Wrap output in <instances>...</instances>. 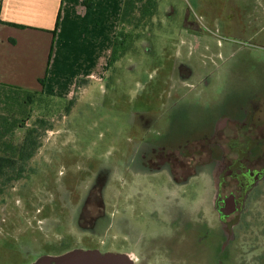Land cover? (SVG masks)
Segmentation results:
<instances>
[{
  "label": "rangeland",
  "instance_id": "obj_1",
  "mask_svg": "<svg viewBox=\"0 0 264 264\" xmlns=\"http://www.w3.org/2000/svg\"><path fill=\"white\" fill-rule=\"evenodd\" d=\"M135 17L100 81L77 79L67 96L0 87V129L15 125L5 141L34 129L40 145L0 196V264L86 250L132 264H264L220 223L214 167L196 166L215 114L264 85V0H157L152 17ZM73 69L54 64L50 84Z\"/></svg>",
  "mask_w": 264,
  "mask_h": 264
},
{
  "label": "crops",
  "instance_id": "obj_2",
  "mask_svg": "<svg viewBox=\"0 0 264 264\" xmlns=\"http://www.w3.org/2000/svg\"><path fill=\"white\" fill-rule=\"evenodd\" d=\"M123 4L124 0H0V84L34 93H48L49 85H54L52 94L67 96L77 79L100 81L107 75ZM56 63L74 67V76L66 84L49 82ZM44 75L48 76L43 89L38 81ZM63 87L66 90L61 93ZM250 90L229 100L232 114H215L213 129L224 120L245 121L251 104L258 107L253 119L264 124V85ZM215 196L216 178L211 202Z\"/></svg>",
  "mask_w": 264,
  "mask_h": 264
},
{
  "label": "flooded vegetation",
  "instance_id": "obj_3",
  "mask_svg": "<svg viewBox=\"0 0 264 264\" xmlns=\"http://www.w3.org/2000/svg\"><path fill=\"white\" fill-rule=\"evenodd\" d=\"M249 107L245 121L224 120L200 143L211 145L196 153L205 157V161L196 166L214 167L216 196L212 206L220 223L232 229V241L237 249L246 248L248 255L264 256V124L253 119L258 112L257 105ZM172 154L168 155L169 159ZM169 159L165 161L172 169L174 162ZM93 188L88 191L86 203ZM101 216L99 212L88 222L96 224ZM229 218L231 221L225 222ZM178 261L175 260V264Z\"/></svg>",
  "mask_w": 264,
  "mask_h": 264
},
{
  "label": "trees",
  "instance_id": "obj_4",
  "mask_svg": "<svg viewBox=\"0 0 264 264\" xmlns=\"http://www.w3.org/2000/svg\"><path fill=\"white\" fill-rule=\"evenodd\" d=\"M156 9L157 0H124L120 16V24H131L132 20L136 19V12L140 13L142 18H150L154 15ZM59 19L60 12L57 15L53 34L58 28ZM119 38H121V33H118L115 38L111 51L110 65L118 60L121 54V52H119V48L124 46V40ZM52 51L53 47L51 48V53ZM46 79L47 75H44V77L38 81L43 89L46 84ZM0 87L14 91H21L20 88L15 86L0 84ZM14 127V123L9 124L8 121H5V124L0 129V196L4 193L7 187L11 186L14 182L19 181L23 177L25 164L33 158L36 151L40 147L39 142L34 135V129L28 131L22 142L16 146H14L12 142L5 141L6 136L12 133Z\"/></svg>",
  "mask_w": 264,
  "mask_h": 264
},
{
  "label": "water",
  "instance_id": "obj_5",
  "mask_svg": "<svg viewBox=\"0 0 264 264\" xmlns=\"http://www.w3.org/2000/svg\"><path fill=\"white\" fill-rule=\"evenodd\" d=\"M36 264H132L122 254H101L97 251H73L51 262L43 260Z\"/></svg>",
  "mask_w": 264,
  "mask_h": 264
}]
</instances>
